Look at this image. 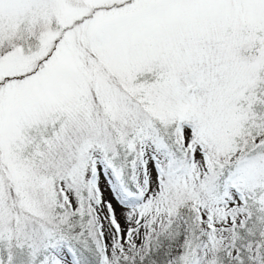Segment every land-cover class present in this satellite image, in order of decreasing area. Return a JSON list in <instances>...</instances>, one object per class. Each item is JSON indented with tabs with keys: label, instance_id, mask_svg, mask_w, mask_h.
<instances>
[{
	"label": "snow or ice",
	"instance_id": "snow-or-ice-1",
	"mask_svg": "<svg viewBox=\"0 0 264 264\" xmlns=\"http://www.w3.org/2000/svg\"><path fill=\"white\" fill-rule=\"evenodd\" d=\"M0 264H264V0H0Z\"/></svg>",
	"mask_w": 264,
	"mask_h": 264
},
{
	"label": "rangeland",
	"instance_id": "rangeland-1",
	"mask_svg": "<svg viewBox=\"0 0 264 264\" xmlns=\"http://www.w3.org/2000/svg\"><path fill=\"white\" fill-rule=\"evenodd\" d=\"M108 187L109 186L106 184L105 180L102 179L101 180V188H102V191L104 192L106 198H110L109 192H108ZM112 202H113V206L116 210V215H117L118 219L120 220L121 225L123 226V224H124V221L122 219L123 210L118 204H116V202L114 200Z\"/></svg>",
	"mask_w": 264,
	"mask_h": 264
},
{
	"label": "trees",
	"instance_id": "trees-1",
	"mask_svg": "<svg viewBox=\"0 0 264 264\" xmlns=\"http://www.w3.org/2000/svg\"><path fill=\"white\" fill-rule=\"evenodd\" d=\"M105 223H107V222L105 221Z\"/></svg>",
	"mask_w": 264,
	"mask_h": 264
}]
</instances>
